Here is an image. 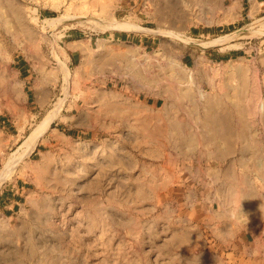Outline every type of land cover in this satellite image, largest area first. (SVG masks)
I'll return each mask as SVG.
<instances>
[{"label": "rangeland", "instance_id": "1", "mask_svg": "<svg viewBox=\"0 0 264 264\" xmlns=\"http://www.w3.org/2000/svg\"><path fill=\"white\" fill-rule=\"evenodd\" d=\"M0 155V264H264V0H0Z\"/></svg>", "mask_w": 264, "mask_h": 264}, {"label": "bare ground", "instance_id": "2", "mask_svg": "<svg viewBox=\"0 0 264 264\" xmlns=\"http://www.w3.org/2000/svg\"><path fill=\"white\" fill-rule=\"evenodd\" d=\"M183 17V16H182ZM181 17V18H182ZM185 19V18H182ZM186 20V19H185ZM17 22V21H16ZM115 23V22H114ZM109 26V25H108ZM107 28V27H106ZM112 28H117V29H122L125 31H134L136 29L135 25H133L132 23H118L116 25H112ZM138 30V29H136ZM162 32V31H161ZM169 33V32H168ZM165 34V33H164ZM171 35V33H170ZM179 35V34H178ZM176 37V36H175ZM219 41V40H218ZM217 41H212L209 43H206L204 46L205 47H210L215 45ZM67 74V73H66ZM68 75V74H67ZM58 114V108H56L55 110H53L51 113H49L44 119H42V121L39 123V125L36 127V129L32 132V134L26 139V141L24 142L23 146H22V151L21 153H19V157L17 156V158L12 157L13 159L11 161H9V165L7 168V172L8 170L11 172L14 168H16L18 166L19 163H24L23 165V170H30L34 171V165L32 164V155L33 153L37 150V148L40 145L43 146H48L49 144L46 143V141H43V135L49 130L51 124L53 123V121L55 120L56 116ZM52 146V145H51ZM20 151V150H19ZM6 152V151H5ZM2 154V153H1ZM4 154V153H3ZM18 155V154H17ZM1 156V155H0ZM13 156V155H12ZM43 156V155H42ZM4 157V156H3ZM1 158V157H0ZM5 158V157H4ZM3 158V159H4ZM11 158V157H10ZM2 159V158H1ZM8 163V162H7ZM36 164V163H35ZM41 165V164H40ZM22 167V166H21ZM4 168V170L6 169ZM38 170V169H37ZM45 170V169H44ZM22 172V171H21ZM26 172V171H25ZM38 172V171H37ZM43 172V171H42ZM12 173V172H11ZM28 173V172H27ZM30 173V172H29ZM39 173V172H38ZM31 174V173H30ZM34 174V173H33ZM37 173L35 174L34 178H25V182L27 183H32L35 186H41L40 185V178L38 176H36ZM10 176V175H9ZM45 178V177H44ZM6 179V178H5ZM44 180V179H43ZM5 181V180H4ZM42 181V180H41ZM1 182V181H0ZM1 185V184H0ZM43 186V183H42ZM45 187V186H44ZM47 187V186H46ZM51 197V196H50ZM49 197V198H50ZM41 198V197H40ZM48 198V195H47ZM52 198V197H51ZM45 202V200H43ZM48 202V201H47ZM50 203V201H49Z\"/></svg>", "mask_w": 264, "mask_h": 264}]
</instances>
